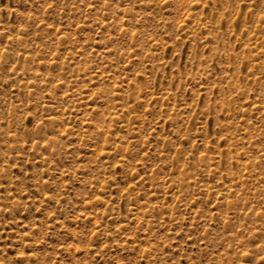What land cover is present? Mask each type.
Masks as SVG:
<instances>
[{
	"label": "rangeland",
	"instance_id": "rangeland-1",
	"mask_svg": "<svg viewBox=\"0 0 264 264\" xmlns=\"http://www.w3.org/2000/svg\"><path fill=\"white\" fill-rule=\"evenodd\" d=\"M0 264H264V0H0Z\"/></svg>",
	"mask_w": 264,
	"mask_h": 264
}]
</instances>
